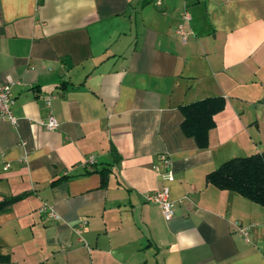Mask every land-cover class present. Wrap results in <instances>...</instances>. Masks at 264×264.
<instances>
[{
  "label": "crops",
  "instance_id": "obj_1",
  "mask_svg": "<svg viewBox=\"0 0 264 264\" xmlns=\"http://www.w3.org/2000/svg\"><path fill=\"white\" fill-rule=\"evenodd\" d=\"M0 82L17 118L0 122V264H264V205L206 181L264 151V0H0ZM213 96L199 146L180 105ZM160 153L170 219L146 200Z\"/></svg>",
  "mask_w": 264,
  "mask_h": 264
},
{
  "label": "trees",
  "instance_id": "obj_2",
  "mask_svg": "<svg viewBox=\"0 0 264 264\" xmlns=\"http://www.w3.org/2000/svg\"><path fill=\"white\" fill-rule=\"evenodd\" d=\"M224 102V97L213 96L180 105L184 115L181 124L184 133L193 136L199 146H205L208 130L214 124L212 114L220 110ZM92 171H96L95 167L87 172ZM206 181L264 205V151L224 161L206 175Z\"/></svg>",
  "mask_w": 264,
  "mask_h": 264
},
{
  "label": "built area",
  "instance_id": "obj_3",
  "mask_svg": "<svg viewBox=\"0 0 264 264\" xmlns=\"http://www.w3.org/2000/svg\"><path fill=\"white\" fill-rule=\"evenodd\" d=\"M191 16L187 9H183L181 12V20L176 26V33L178 34L181 41H186L191 34L188 27V22ZM49 97H52L50 95ZM13 98L11 95V83L10 82H0V122L7 121L11 125L17 124V118L12 110ZM41 123L47 129H54L58 126L57 120L50 114ZM160 160L162 161V167L155 165V169L161 178V185L149 193L146 194V200L150 202H156L160 205L162 214L165 219H170L173 217L175 212V203L170 196V182L174 179V172L171 165V161L166 153H160ZM96 159L93 154H89L83 159L84 168L89 171L93 170L95 167ZM9 163L6 162L4 168H7ZM42 208L48 211L51 217L56 218V211L48 204L43 203ZM86 222L82 219L79 225L82 226ZM238 224V231L242 234L245 239H248L249 226Z\"/></svg>",
  "mask_w": 264,
  "mask_h": 264
}]
</instances>
